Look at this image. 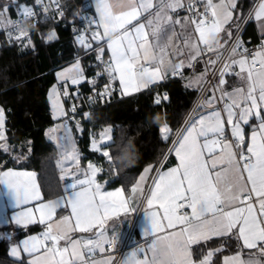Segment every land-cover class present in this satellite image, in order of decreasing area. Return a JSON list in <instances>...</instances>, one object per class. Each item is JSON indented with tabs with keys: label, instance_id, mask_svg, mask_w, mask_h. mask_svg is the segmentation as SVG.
Returning <instances> with one entry per match:
<instances>
[{
	"label": "snow or ice",
	"instance_id": "snow-or-ice-1",
	"mask_svg": "<svg viewBox=\"0 0 264 264\" xmlns=\"http://www.w3.org/2000/svg\"><path fill=\"white\" fill-rule=\"evenodd\" d=\"M53 3L59 13V0ZM36 6L46 13L39 0ZM8 8L0 6V31L10 25L9 38L28 40L30 45V34L20 23L25 17L35 20L34 10L20 5L16 10L20 19L12 21L5 15ZM235 8L236 0H95L98 15L90 23L97 30L91 32V38L104 41L109 50L106 60L105 48L96 50L102 68L96 77L108 80L97 93L99 97L110 96L116 83L122 95H132L164 81L169 74L185 78V68L194 71L196 64L203 68L188 85L199 91L202 99L170 149L177 165L157 170L147 192L142 184L152 167L145 168L131 188V193L139 194L147 205L150 227L143 230V236L151 237L146 246L138 247L144 258L135 264H212V257L222 248L194 256L192 247L222 237L236 240L240 249L234 256H225L223 264L264 261V45L253 53L234 37L231 24ZM258 8L255 18L259 20L264 18V2ZM178 10L187 14L173 18L171 13ZM145 13L151 18L138 22ZM55 38L52 32L46 40ZM217 38H223V44L214 45ZM77 39L86 44V37ZM86 46L92 47L91 43ZM228 75L235 76L240 86L229 90ZM59 79L62 86L73 89L84 82L95 88L97 83L85 77L79 61L62 71ZM78 95V90L69 96L66 88L63 93L54 89L49 94L54 118L74 121L76 105H71L69 116L61 96L71 101ZM167 100L166 94L156 95L154 104ZM84 115L87 119L88 114ZM4 125L5 110L0 108V150L7 152ZM60 126L68 129L67 123ZM245 127L249 129L247 137ZM111 131L103 130L99 143L93 140L92 150L113 166L115 174L114 156L103 150L115 143ZM159 131L167 140L171 129L165 125ZM64 141L60 147L67 166H61V179H71L72 183H66L56 199L45 198L36 172L0 170V213L7 208L23 209L13 211L10 217L2 215L0 224L15 223L22 230L42 228L10 246L9 256L18 264H113L111 255L95 257L97 252L105 253L107 245L117 243V235H107L106 224L127 215L128 199L123 188L105 191L96 180L102 168L90 162L81 168L75 143L68 136ZM65 211L68 214H63ZM112 231L115 233V228ZM0 235L12 240L11 233ZM245 249L246 260L241 255ZM120 264L129 261L124 258Z\"/></svg>",
	"mask_w": 264,
	"mask_h": 264
},
{
	"label": "trees",
	"instance_id": "trees-1",
	"mask_svg": "<svg viewBox=\"0 0 264 264\" xmlns=\"http://www.w3.org/2000/svg\"><path fill=\"white\" fill-rule=\"evenodd\" d=\"M254 1L238 0L236 10L247 14ZM34 3L35 0H0V6L8 5L13 17L17 16L16 10L20 5L30 7ZM75 21L74 7L67 5L64 12L55 19H45L30 28V45L28 40L20 43L6 40L0 42V105L6 113L7 142L15 147L25 145V142L30 145V152L22 162H17L10 153L0 150V170L22 166L36 170L45 198H51L57 193L54 189L57 180L56 150L45 137V129L53 123L48 93L56 81L55 71L80 57L85 66V77L97 80L95 88L87 82L81 83L84 98L78 95L73 99L77 106L94 100L101 84L96 77V48L79 44L73 28ZM252 24L251 19L245 28V34L257 40L249 32ZM52 32H55L56 38L48 42L46 38ZM161 89L168 91L170 99L166 104L156 105L154 96ZM198 93L183 80L174 78L97 107L94 114L82 122L85 124V131L79 142L82 145L83 160L93 157L99 159L105 167L101 178L108 180L107 187L122 185L128 188L144 167L157 165L165 154L169 139L162 138L159 128L167 125L172 133L178 130ZM106 127L113 128L115 143L107 148L116 162L115 174L113 166L104 157L87 148L89 132L98 134ZM170 156L171 154L163 166L173 163ZM31 229L32 227L29 228ZM216 247H223V251L214 254L212 264H223L225 255L240 251L238 242L228 237L214 238L206 244L194 245L192 250L195 256L206 254L209 249ZM8 250V242L0 240V264H18L9 256ZM247 252L245 249L242 253Z\"/></svg>",
	"mask_w": 264,
	"mask_h": 264
},
{
	"label": "crops",
	"instance_id": "crops-1",
	"mask_svg": "<svg viewBox=\"0 0 264 264\" xmlns=\"http://www.w3.org/2000/svg\"><path fill=\"white\" fill-rule=\"evenodd\" d=\"M92 3H93V6H94V10H95V0H91ZM260 3L264 2V0H259ZM155 2V0H154ZM214 2L218 3L219 0H214ZM227 2V0H226ZM237 2L238 0H236V6H237ZM259 3V4H260ZM258 4V6H259ZM258 6L256 7L255 9V12L253 14V17H252V22L253 24L250 26L249 28V32H250V35H253V36H256L257 40L258 39H262L264 38V18H261V19H256L255 18V15H256V12L259 10ZM120 9L118 8L117 11H119ZM245 14L246 13H241V11L236 10V8L233 10V22L231 24V27H232V30L233 32L235 31V28L236 26L242 21V19L245 17ZM98 14L96 13V10H95V18ZM171 15H173V18H176V16H179L180 18H183L185 16L183 10H178L177 13H171ZM151 16L149 15V13H145L144 16H142L140 18V20L138 22H146L147 19H150ZM134 23H137V22H134ZM177 31H179V28H177ZM101 34H102V28H101ZM249 36V35H248ZM78 40V39H77ZM79 44L80 41L78 40ZM224 40L223 38H217L216 40L213 41L214 45H220V44H223ZM93 48H96V50L99 48V47H104L105 48V53H104V56L108 59L109 57V50L107 49L104 41H99V42H95L93 41ZM82 45V44H81ZM86 46V44L84 45ZM87 47V46H86ZM77 59H80V61L82 62V67H83V73H84V70H85V66L83 64V61L81 60V58H77ZM75 59V60H77ZM75 60L71 61V62H74ZM70 62V63H71ZM185 62H187V60H185ZM69 63V64H70ZM68 65V64H67ZM65 65V66H67ZM63 66V67H65ZM261 67V66H260ZM259 69V68H257ZM191 69H188V68H185L183 70V73L184 72H189ZM202 72V70L200 71H195V72H192L191 74L185 76V78H177V79H181L184 81V83L188 86L189 85V81L194 77V75H198ZM170 79H174V77H172L170 74L166 77V79L164 81H161L155 85H152L150 86L153 87V86H157V85H160V84H163L165 82H167L168 80ZM225 79L228 81V88L229 90H231V87H239V82L237 80V78L235 76H226ZM116 85L118 86V88L120 89L119 87V84L116 83ZM66 85H63L61 87V93H63V91L65 90ZM51 89H52V86L51 88L49 89V93H48V96L49 94L51 93ZM70 91H68L69 93V96H72L73 94V89L72 87L70 86ZM194 89V88H193ZM147 90V89H146ZM161 90H165L167 91L166 89H161ZM159 90L155 96L161 91ZM145 91V90H143ZM142 92V91H141ZM168 92V91H167ZM140 93V92H138ZM137 94V93H135ZM135 94H132V95H135ZM169 94V93H168ZM125 96H131V95H125ZM155 96H154V99H155ZM170 99V94H169V98L167 101L163 102V104H166V102H168ZM62 100H63V108L65 111H69L70 109V105L74 103V100H71L69 101V99L65 98L62 96ZM49 101H50V98H49ZM50 106H51V102H50ZM0 108H1V105H0ZM3 108V107H2ZM51 116H52V119H53V123L51 125H49L46 129H45V137L47 139L48 142H51L53 144V146L55 147V150H56V159H55V170H56V175H57V180L55 182V186H54V189L57 190V193L55 196L51 197V198H46V199H56L58 198L59 196H61L63 194V189L66 185V183L68 184H71L72 183V180L69 179L68 181L64 180V179H61V176L63 175L62 171H61V166H67V162L64 161L62 159V149L60 147V145L62 143H66L64 141V137L65 136H68L69 138H71V140L75 143V146L76 148L78 149V153H79V156H80V167L81 168H85L87 166V164L89 163V161L93 158H90L88 159L87 161H84L83 160V150H82V145L80 144L79 142V138H81L83 136V133L85 131V124L84 123H77L78 126H79V130L77 128V124H71V123H68V129L65 130L64 127H61L60 125L64 124V123H67V122H64L65 121V118H60V119H55L54 118V112H53V109H52V106H51ZM252 123H255V121L253 120ZM5 126H6V113H5V125H4V131H5ZM187 126V125H186ZM185 126V127H186ZM181 128V126L178 128V130L174 131L172 133V129L170 131V133L168 134V139H169V144L170 142L172 141H175L180 133L182 132V130L185 128ZM110 127H106L104 129H102L98 134H94L92 132H89V136L90 138L88 139V145H87V148H88V151L94 153V154H99V152L97 151H93L92 150V144H93V140L95 139V141L97 143H99V134L105 130V129H108ZM112 131H111V135L113 137V128L111 127ZM52 130H55V131H52ZM249 132V131H248ZM247 127H245V135L247 137ZM6 134V133H5ZM7 136V135H6ZM55 136L56 139H53L52 137ZM223 142V141H221ZM26 144L25 145H17V147L13 146L14 147V150L15 149H18L19 152L21 151L22 153L24 152L26 154V157L28 156L29 152H30V145H28V142H25ZM11 146V145H10ZM67 147H71V144H67ZM168 149V148H167ZM103 150H107V151H110L109 148H105ZM8 152V151H7ZM9 153V152H8ZM171 156H170V160L173 161V164L172 166H163V163H159L155 166H152V165H147L146 167H144L142 169V171L136 176L134 182L128 187V188H125L124 186L120 185L118 187H107V184H108V180L107 179H103L101 178V175L103 174L104 170H105V167L103 166V164L99 161V159L95 158L98 160V163L99 164H94L98 167H101L102 168V171L97 175L96 177V180L98 183L102 184L103 188L105 191H115L116 189H119V188H123L124 189V193H125V197L128 199V206H129V211L127 213V215H121V217L119 219H113V220H110L107 222L106 224V227L109 229V232L107 233V235L109 236V238L111 237L113 231L112 229L115 228V232H117L120 237L122 239L125 238L126 234L128 233V231L131 229V227L133 226V224L135 223L136 225V228H135V235H134V241H138L140 240L141 238H143V230L145 228H149L150 227V219L147 215V205L146 203L142 200V198L139 196V194H132L131 193V188L132 186H134L137 181L139 180V177L141 175L144 174V169L145 168H148V167H152V172L148 173L147 174V180L146 182H144L142 184V187L144 189L145 192H147L148 188H149V185L152 183V177L155 176L157 170L163 172V171H167L168 169L172 168V167H175L178 163V160L177 158L175 157V154L174 152L170 151ZM168 154V156H169ZM100 155V154H99ZM167 156V157H168ZM26 159V158H25ZM24 159V160H25ZM162 159V158H161ZM17 161V160H16ZM23 160L19 159L18 162H22ZM8 168H11L13 170H20V171H34L37 173L36 170L32 169V168H27V167H8ZM8 168H5V169H2V170H6ZM37 177H38V182L41 186V191L43 192V194L45 193L44 192V189H43V185H42V182L39 178V175L37 173ZM0 189H2V186H0ZM45 196V194H44ZM6 203V201H5ZM23 210L22 208L20 209H11V208H7L5 209V211L3 213H0V217H2V215H7V216H11L12 212L13 211H21ZM61 214L60 212H58V215ZM63 214H68L66 211L63 213ZM30 228V227H29ZM29 228L27 229H20L17 225H15V223H11L10 225H3V224H0V233H11L12 234V240L9 242L7 239H5L2 235H0V240H5L8 242V245H9V248L10 246H15L18 242V240L22 237H24L26 234L27 235H31V234H35V233H39L42 228L40 226H36V227H32L31 230H29ZM29 230V231H28ZM194 246V245H193ZM193 248V247H192ZM216 248H223V247H216ZM216 248H211L209 250H213V249H216ZM193 251V250H192ZM135 252V255H133L132 253ZM8 253H9V250H8ZM237 252H234V253H229L225 256H234ZM100 254L99 252H97L96 255ZM242 255V258L243 259H248V252L246 254H241ZM224 256V257H225ZM105 256L103 257H96V259H103ZM223 257V258H224ZM129 261V264H135V262L137 260H141L144 258L143 254L139 253L136 250H131L128 252V254L126 255V257ZM214 256L212 257V260H213ZM262 264H264V261H262Z\"/></svg>",
	"mask_w": 264,
	"mask_h": 264
},
{
	"label": "built area",
	"instance_id": "built-area-1",
	"mask_svg": "<svg viewBox=\"0 0 264 264\" xmlns=\"http://www.w3.org/2000/svg\"><path fill=\"white\" fill-rule=\"evenodd\" d=\"M39 2L47 10L46 13L43 11L42 8L36 6L37 0H35L33 7H30V8H32L34 10V12L36 14V19L32 20V19H28L27 17H25L23 19V21L20 23L21 29H23L29 33L30 28L33 27L36 23L41 22L45 19H49V18L55 19L58 15H60L62 12H64L67 5H72L74 7V15H75V19H76L74 26H73V28L75 30V37H76V39L78 36L86 37V44L91 43V45L93 47L94 43H93V40L91 38V32L96 31L97 28H96L95 24L90 23V21L92 19H95V10H94V6H93V3L91 0H59V6H60L59 7V13L56 10L57 5L55 3H53V0H39ZM258 2H259V0H256V2L250 8L249 12L245 15V17L242 19V21L238 24L239 31L237 32L236 28H235V31L233 32L234 37H238L242 41L244 47L248 48L253 53L256 50H260L261 46L264 45V38L256 40L252 36H247L245 34V28H246L248 22L250 21V19L252 18ZM184 13H185V15L187 14L185 11H184ZM6 14H7L6 17L12 21H17L20 19L18 15L13 17L10 14L9 9H8V12ZM11 30H12L11 26L9 25L7 30L0 31V42H2L3 40H6L10 43H20L22 41V40L16 41L14 39H10L7 32L11 31ZM99 31H101V29H99ZM15 34L16 33L13 32V36H15ZM104 59L106 60L107 58L104 57ZM95 66H96V72L97 73L102 72V68L99 66L97 60H95ZM260 66L261 65L259 63H257L255 65L256 68H260ZM200 70L203 71L201 64H196L194 71L191 69L187 73L184 72L183 75L185 77V76L191 74L192 72L200 71ZM229 76H232V75H229ZM209 79H213V78L210 76ZM98 80H100V82H101L100 89H99V92H100L102 90V87L107 85L108 80L105 77H100V78H98ZM113 87L115 90L112 91L110 96H108L106 98H101L98 95H96L94 100L88 101L87 103H84L85 106H84V104L83 105L80 104L79 106H77L76 104L73 103L77 107V112L75 114L74 121L68 120L66 118H65V120L71 124L81 123L86 119L85 115H84L85 113H87L88 117H90L92 114H94V111L96 110L97 107L104 106L110 102H113V101L118 100V99L122 98L123 96H125V95L121 94V91L116 84H114ZM76 90H78L80 97L84 98V94H83V92H81V84L77 86V89H75V91ZM165 94L169 98V94L165 90H161L157 95H160L161 97H163ZM201 99H202V96H201V93L199 92L197 97L195 98V100L191 106V109H190L187 117L185 118L181 128L186 126V121H188L189 117L191 116V114L193 112V109L196 108L197 103ZM163 102H165V101H162V103ZM71 105H70V107H71ZM82 106H84V107H82ZM68 112H69V116H71L72 114L70 112V109ZM221 141H223V138H221ZM173 142L174 141L170 142L168 149L166 150L165 154L163 155L162 159L160 160V163H163L166 160L168 154L170 153V149H172V147H173ZM89 162L92 164H99L98 160L95 158L91 159ZM135 228H136V225L134 223L133 226L131 227V229L126 234L124 239H122L117 232L112 233L111 237L113 235L118 236L117 243L107 245L105 253H100V254L96 255V257H103V256L111 255L114 258L113 264H120V262L126 257V255L128 254L129 251L136 250V249H138V247L146 246V239L150 240L151 237H148V238L143 237L138 241H134Z\"/></svg>",
	"mask_w": 264,
	"mask_h": 264
},
{
	"label": "rangeland",
	"instance_id": "rangeland-1",
	"mask_svg": "<svg viewBox=\"0 0 264 264\" xmlns=\"http://www.w3.org/2000/svg\"><path fill=\"white\" fill-rule=\"evenodd\" d=\"M256 2V0L253 2V4ZM260 3V1L258 2V4ZM253 4H252V6H253ZM258 4H257V6H258ZM23 6H25V7H27V5H24L23 4ZM251 6V7H252ZM256 6V7H257ZM30 7H33L32 5L30 6ZM29 7V8H30ZM250 10V9H249ZM249 12V11H248ZM247 12V13H248ZM5 15H7V14H5ZM253 17V16H252ZM252 19V18H251ZM250 19V20H251ZM77 61H79V65H80V67H82V62L80 61V59H77V60H75L74 62H71L70 64H68L67 66H65V67H61V68H59V69H57L56 71H55V76H56V81L53 83V85H52V89H51V92L54 90V89H56V88H58L60 91H61V87H62V84H61V81H60V79H59V76H60V73L62 72V71H64L65 69H67V68H70L74 63H76ZM82 69H83V67H82ZM66 89L68 90V91H70L71 89H70V86L69 85H66ZM75 91V90H74ZM74 91H73V93H74ZM61 99H62V96H61ZM1 108H2V106H1ZM56 114L54 113V116H55ZM63 119V118H62ZM58 120V119H57ZM64 122H67L66 120L64 121ZM67 124H68V122H67ZM6 143H7V145L9 146V148H8V152L10 153V155H11V157L12 158H14L15 160H17V162H18V160L19 159H21V160H24L25 158H26V154L23 152H19V150L18 149H15L14 150V147L11 145H9L8 144V142L6 141ZM173 148V147H172ZM172 165H174L173 163H169L167 166H172Z\"/></svg>",
	"mask_w": 264,
	"mask_h": 264
}]
</instances>
